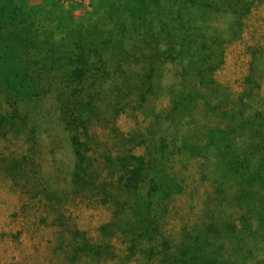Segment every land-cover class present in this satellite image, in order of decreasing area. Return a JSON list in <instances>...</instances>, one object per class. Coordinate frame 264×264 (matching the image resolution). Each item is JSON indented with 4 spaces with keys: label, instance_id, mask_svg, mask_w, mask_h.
<instances>
[{
    "label": "rangeland",
    "instance_id": "374dc122",
    "mask_svg": "<svg viewBox=\"0 0 264 264\" xmlns=\"http://www.w3.org/2000/svg\"><path fill=\"white\" fill-rule=\"evenodd\" d=\"M103 1L0 0V13L4 12L0 19H16L14 26L0 21V113L16 110L24 119L0 140V264H96L85 256L76 261L65 257L61 233L76 228L97 240L99 226L128 218L127 213L116 214L112 204L74 190L75 159L59 103L67 72L64 53L45 55L26 47L35 25L38 31L45 27L63 33L104 21L102 13L109 7H102ZM119 11L116 19L127 30L115 27L114 35L123 39L132 55L123 62L118 53L111 58V67L120 63L121 68L99 80L100 94L88 112V132L101 178L113 183L111 188L122 202L127 196L116 188L113 160L130 153L146 156L154 171L140 194H148L149 178L159 173L155 178L163 188L152 195L151 209L164 211L160 224L170 241L179 239L184 230L194 231L203 238V245L224 244L223 254L235 264H264V196L260 199L264 183L243 186L252 192L245 193L237 172L240 164L246 167L248 162H229L250 146L249 138L227 140L223 129L231 120L203 101L171 112L174 94L193 90L184 75L200 64L195 51L185 49L173 58L157 60L152 90L145 99L134 89L135 73L145 70L142 62L136 64L142 40L136 22L145 21L164 48L170 41H182L187 48L195 38L218 36L225 41L224 63L214 74L221 88L207 100L264 117V0H252L249 12L240 19L223 0L213 8L200 5L180 10L172 0H158L146 14L134 1L122 0ZM28 19L38 20L31 28ZM240 97L247 103L244 109ZM106 157L112 163L103 164ZM254 205L256 232L246 239L232 234L228 225L239 208ZM211 224L214 232L206 230ZM114 243L123 254L120 241ZM131 262L149 264L147 255Z\"/></svg>",
    "mask_w": 264,
    "mask_h": 264
},
{
    "label": "trees",
    "instance_id": "16d2710c",
    "mask_svg": "<svg viewBox=\"0 0 264 264\" xmlns=\"http://www.w3.org/2000/svg\"><path fill=\"white\" fill-rule=\"evenodd\" d=\"M122 0H105L102 7H109L102 13L104 21H94L87 25L75 26L66 32L60 33L54 29L45 27L38 31L31 29L30 36L26 40L28 51H39L48 55L56 51L64 53L67 72L63 77V91L59 97L60 114L66 128L70 131V142L75 159L71 181L74 190L80 194H88L94 200L103 204H112L116 214L127 213L128 218L121 222L119 219L99 226L98 239L92 240L86 232L72 228L61 233L64 241V256L76 261L81 256L89 257L96 264L98 262L115 261L118 264H132V258L147 255L149 264H235L230 258L223 254L224 244L206 243L203 245V238L194 231L184 230L179 239L169 240L163 233L161 227V216L164 211L154 213L151 207V197L162 192V183L155 177L149 178L150 189L148 194H140L141 186L146 182L148 176L154 171L153 164L144 155L132 153L116 157L115 169L118 173L117 190L127 196L119 202L118 196L113 192V183L101 178V171L98 168L99 161L93 156L92 139L89 135L88 112L94 108V101L97 100L100 91L97 89L99 80L106 79L110 72L119 70L111 67V58L118 53L122 62L131 56L130 51L125 49L123 39L117 40L114 35L116 28L122 31L127 30L125 23L116 19L120 14ZM146 14L152 3L158 0H132ZM152 2V3H151ZM234 15L242 18L249 12L252 0H223ZM172 4L180 9L195 8L204 6L213 8L220 4L219 1L202 0H172ZM133 10V9H132ZM133 12V11H132ZM117 15V16H115ZM4 17V12L0 17ZM140 19H144L141 17ZM8 21L14 26L16 19H0ZM38 19H28L32 28ZM101 21V20H100ZM141 32V56L140 61L145 69L137 72L134 78L137 79L134 89L142 99L152 90L151 80L153 78L154 66L157 60L173 58V55L181 54L185 49L195 51V58L199 60V66L186 71L184 79L193 84L191 92H178L174 94L171 102V112L177 113L186 106L203 101L206 107L213 111H219L224 117L231 120L223 129L227 140L237 137L249 138L252 148L246 155L245 151L235 153L230 163H241L247 161L248 165H239L238 184L239 187H249L264 183V117L260 113L249 114L245 110L238 111L235 105L224 106L220 101L210 103L207 99L221 88V85L214 79L215 72L223 65L225 55V41L218 36H203L195 38L187 48L180 43H167V48L157 36L148 29L145 21L136 22ZM241 25V21L239 23ZM125 29V30H124ZM43 36L40 42L38 38ZM165 42V41H163ZM239 103L246 108L245 99L240 97ZM225 118V119H226ZM24 119L19 117L16 110L11 113H0V140L15 129L19 122ZM181 147V146H180ZM229 149L230 146H227ZM103 164L112 163L105 158ZM236 163V164H237ZM249 195L251 190L243 189ZM259 194V192L257 193ZM261 197L260 199L262 198ZM150 199V200H149ZM257 207L251 206L239 208L234 222L228 225L232 234L240 235L246 239L257 230L254 211ZM261 211L258 213V216ZM257 218V217H256ZM213 225L206 227L209 232H214ZM114 241H120L124 253L116 250ZM148 244L147 247L144 244ZM210 248H212L210 250Z\"/></svg>",
    "mask_w": 264,
    "mask_h": 264
}]
</instances>
